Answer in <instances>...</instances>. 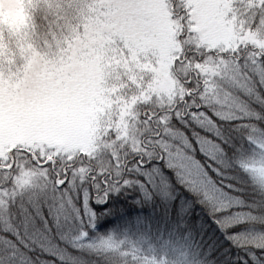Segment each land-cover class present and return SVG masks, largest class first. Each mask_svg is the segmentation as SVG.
Listing matches in <instances>:
<instances>
[{
	"label": "snow or ice",
	"instance_id": "6c2138e0",
	"mask_svg": "<svg viewBox=\"0 0 264 264\" xmlns=\"http://www.w3.org/2000/svg\"><path fill=\"white\" fill-rule=\"evenodd\" d=\"M252 148L264 0H27L0 26V264H155L89 235L130 190L201 236V264H223L217 231L264 264Z\"/></svg>",
	"mask_w": 264,
	"mask_h": 264
},
{
	"label": "trees",
	"instance_id": "16d2710c",
	"mask_svg": "<svg viewBox=\"0 0 264 264\" xmlns=\"http://www.w3.org/2000/svg\"><path fill=\"white\" fill-rule=\"evenodd\" d=\"M118 201L119 215L107 214V209L102 205L101 212L97 213L95 228L98 235L128 234L131 243L140 246L137 250L141 257L150 249L152 256L159 261L161 257L176 263L186 259L184 264L199 263L202 261L203 249L201 236L185 229L182 233L176 228H168L156 222L159 211L156 204L137 203L139 197L129 191L113 198ZM194 213L201 212L199 206L193 209ZM223 264H238L239 254L229 247V242L220 235ZM127 249V248H125ZM165 256V257H164ZM255 259V258H254ZM259 264V261H257Z\"/></svg>",
	"mask_w": 264,
	"mask_h": 264
},
{
	"label": "rangeland",
	"instance_id": "374dc122",
	"mask_svg": "<svg viewBox=\"0 0 264 264\" xmlns=\"http://www.w3.org/2000/svg\"><path fill=\"white\" fill-rule=\"evenodd\" d=\"M26 8H27V0H0V26H6L8 28H18L22 26L26 20ZM84 71L87 74H91L92 69L90 67L85 66ZM248 157L250 159L259 160L261 155H264L260 152L259 149L252 148L247 153ZM102 205L98 206L99 208ZM98 230L94 227V229L89 233L91 239L93 241H96L98 239H109L111 238L114 242L117 244H123L124 248H130L134 247L135 249L139 248L136 243L133 244L130 241V238H128V234H118V235H98L96 232ZM136 249V250H137ZM138 251V250H137ZM139 252V251H138ZM146 256H148L149 259H152L155 261V264H184L186 263V259H183L182 261L176 263L174 261L166 260V258L161 257L159 261H157L150 251V249L147 250L145 253ZM165 257V256H164ZM195 264V263H192ZM197 264H200L197 263Z\"/></svg>",
	"mask_w": 264,
	"mask_h": 264
}]
</instances>
